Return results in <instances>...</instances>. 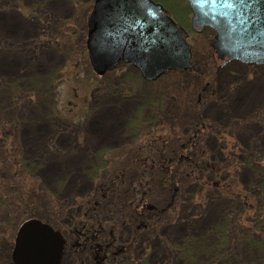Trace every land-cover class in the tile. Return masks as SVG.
I'll list each match as a JSON object with an SVG mask.
<instances>
[{
    "label": "rangeland",
    "instance_id": "obj_1",
    "mask_svg": "<svg viewBox=\"0 0 264 264\" xmlns=\"http://www.w3.org/2000/svg\"><path fill=\"white\" fill-rule=\"evenodd\" d=\"M165 1L171 6L169 14L181 19ZM91 4L92 0H0V62L6 56L12 64L9 70L0 68V134L10 133L20 143L26 182L35 177L51 202L75 204L74 219L67 217L64 225L82 219L84 202L96 197L98 186L110 183L107 187L115 188L117 179L111 182V178L139 168L132 160L141 155L137 151L126 161V148L128 143L137 148L138 136L144 132L141 126L150 125L148 132L163 138L174 132L186 136V125L200 113L240 143L264 145V65L237 60L220 63L212 56V31L205 28L186 34L192 52L187 70H170L145 80L130 64H119L96 75L85 47ZM104 111L110 112L105 119ZM203 134L200 148L216 149L219 142L211 131ZM178 139L172 141L173 147L180 143ZM140 151L147 155L148 148ZM166 155L163 151L165 159ZM51 163L55 169H49ZM244 169L239 173L246 179L249 172ZM139 176L133 175L130 185L136 184L146 194L145 202L161 209L157 223L133 238L126 217L119 219L121 211H112L109 202L105 204L111 211H98L100 222L108 229L120 221L117 239L130 243L132 255L139 256L143 264H183L172 254L175 245L183 237L200 236L219 221L224 203L210 195L201 209L198 187H190L187 179L174 185L179 189L173 196L174 190L145 187ZM121 188L126 192V185ZM115 197L111 201L117 206L122 198ZM16 226L4 231L7 241L12 240L9 246L0 242L1 256L12 249ZM65 236L72 240L69 230ZM235 250L246 252L241 243ZM75 260L68 252L62 264ZM240 261L241 257L235 258L229 264Z\"/></svg>",
    "mask_w": 264,
    "mask_h": 264
},
{
    "label": "trees",
    "instance_id": "obj_2",
    "mask_svg": "<svg viewBox=\"0 0 264 264\" xmlns=\"http://www.w3.org/2000/svg\"><path fill=\"white\" fill-rule=\"evenodd\" d=\"M157 1L170 12L171 6L168 8L169 4L165 0ZM167 1L180 13L181 19L173 15L178 25L184 31H190V9L186 1ZM212 56L214 57L213 52ZM196 114L195 120L186 125L189 130L186 136L174 132L176 135L163 138L159 133L148 132L150 125L141 126V131L145 133L142 132L138 136L141 141L136 142L139 144L137 148L135 145L131 146V143H128L126 148V161L137 151L138 155H141L132 160L135 164L137 162L139 168L137 167L134 172L122 171V177L116 175L117 178L115 176L111 178V182L117 179L115 188L107 187L110 183L98 186L95 191L96 197L94 199L90 197L84 202L83 222L79 219L70 225L64 224L67 217L71 219L70 221L74 219L75 204L70 207L71 204L65 202L64 204L51 202L46 189L35 177L32 182H26L24 175L27 167L22 159L20 143L10 133L0 134V242L5 241L8 246L10 245L12 239L9 237L7 241L4 231L12 224L18 226L26 218L38 217L59 229L64 236L66 230H69L72 240L65 236L67 241L62 258L68 252L72 253L76 258L74 264H87L86 260L89 261L88 264H143L139 256L132 255L130 243L117 239L115 231L120 221H114V225L105 229L98 213L99 209L111 211L110 206L105 204L109 202L113 204L112 211L116 209L121 211L119 219L126 217L124 223L130 225L133 238L139 233L151 230L152 225L159 220L158 213L162 211L150 201L145 202L146 194L141 192L136 184L130 185L132 176L140 175L139 179L143 180L145 187L158 185L163 189L174 190L173 196H176L179 189L174 185L177 182L182 184L184 179H187L190 187H198L199 198L202 200L199 203L201 209L205 205L204 199L210 195L220 198L224 203L219 221L211 224L200 236L183 237L180 243L175 245L172 254L181 263L229 264L232 259L238 260L241 257L238 264H264V145L240 143L227 130L219 128L218 123L202 118L200 113ZM206 130L211 131L219 142L216 149L204 151L200 148V137ZM174 138L180 141L176 147L172 146ZM169 147H173L174 150H170ZM144 148H148V153L143 151L147 155L142 156L140 149ZM163 151L168 153L167 159L163 156ZM243 168L249 172L246 179L239 173ZM124 185L126 192L121 188ZM114 195L115 198H122L115 200L117 206L111 201ZM179 195L182 197L183 193ZM103 203L105 205H101ZM87 215L94 218L88 219ZM238 243L244 246L245 253H236ZM10 250L7 249L3 256L0 253V264H13Z\"/></svg>",
    "mask_w": 264,
    "mask_h": 264
},
{
    "label": "water",
    "instance_id": "obj_3",
    "mask_svg": "<svg viewBox=\"0 0 264 264\" xmlns=\"http://www.w3.org/2000/svg\"><path fill=\"white\" fill-rule=\"evenodd\" d=\"M190 24L213 30L218 60L264 64V0H186ZM86 48L97 74L120 61L153 80L169 69H187L191 49L182 29L154 0H93ZM65 238L47 222L30 217L18 226L13 264H61Z\"/></svg>",
    "mask_w": 264,
    "mask_h": 264
},
{
    "label": "bare ground",
    "instance_id": "obj_4",
    "mask_svg": "<svg viewBox=\"0 0 264 264\" xmlns=\"http://www.w3.org/2000/svg\"><path fill=\"white\" fill-rule=\"evenodd\" d=\"M11 67H12V64L9 65L6 56H3V57L1 58L0 68H2V69H4V70H5V69H6V70H9V69H11ZM103 113H104V115H103L102 117L105 119V118L108 117V115H109L110 112H109V111H104ZM54 164H55V163H51V165L49 166V169H50V170L55 169V165H54Z\"/></svg>",
    "mask_w": 264,
    "mask_h": 264
},
{
    "label": "flooded vegetation",
    "instance_id": "obj_5",
    "mask_svg": "<svg viewBox=\"0 0 264 264\" xmlns=\"http://www.w3.org/2000/svg\"><path fill=\"white\" fill-rule=\"evenodd\" d=\"M92 2H93V0H92ZM92 5V4H91ZM87 28V27H86ZM98 231H102V230H100V229H98ZM98 233H100V232H98ZM105 233V232H104Z\"/></svg>",
    "mask_w": 264,
    "mask_h": 264
}]
</instances>
